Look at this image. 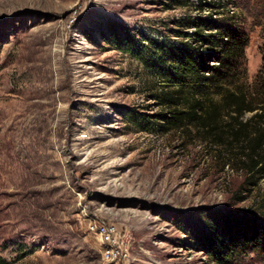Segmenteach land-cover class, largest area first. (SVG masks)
Here are the masks:
<instances>
[{
  "label": "rangeland",
  "instance_id": "374dc122",
  "mask_svg": "<svg viewBox=\"0 0 264 264\" xmlns=\"http://www.w3.org/2000/svg\"><path fill=\"white\" fill-rule=\"evenodd\" d=\"M175 1L0 0L6 264H114L89 232L95 222L117 225L125 264H220L201 237L218 212L244 213L256 226L231 243L213 222L227 247L221 264H264V180L247 192L224 148L194 127L159 122L170 116L163 86L109 42L123 28L176 41V21L202 15L209 27L248 37L240 67L251 84L264 69V0H222L213 15L210 6L197 11L198 0Z\"/></svg>",
  "mask_w": 264,
  "mask_h": 264
},
{
  "label": "trees",
  "instance_id": "16d2710c",
  "mask_svg": "<svg viewBox=\"0 0 264 264\" xmlns=\"http://www.w3.org/2000/svg\"><path fill=\"white\" fill-rule=\"evenodd\" d=\"M213 1L219 3L222 0H198L196 6L190 1L178 0L174 5L194 6L197 11L210 6L213 15L216 13L211 12L212 7L222 8L220 3L215 6ZM207 18L198 15L177 20L176 41L144 33L136 35L123 28L114 33L109 42L118 51L140 62L163 86L158 98L170 116L165 119L166 115H160L158 121L179 129L194 127L198 133L206 134L215 149L224 148L228 164L236 162L244 172L242 188L249 192L251 187H257L264 180V69L253 83H248L247 69L243 65L244 69L240 67L248 37L226 32L225 27H209ZM247 113L252 114L248 119L245 118ZM128 122L139 124L134 115H129ZM216 221L224 223V234L231 243L235 233L246 239L244 229L256 226L244 213L218 212L209 219L210 230L201 237L221 264L227 261L228 254L224 251L227 248L224 235L215 226ZM224 254L226 257L220 261L219 256ZM0 264H6L1 257Z\"/></svg>",
  "mask_w": 264,
  "mask_h": 264
},
{
  "label": "built area",
  "instance_id": "2783aa9c",
  "mask_svg": "<svg viewBox=\"0 0 264 264\" xmlns=\"http://www.w3.org/2000/svg\"><path fill=\"white\" fill-rule=\"evenodd\" d=\"M89 232L100 239L104 261L108 263H129L130 251L126 242L122 241V233L114 223H91Z\"/></svg>",
  "mask_w": 264,
  "mask_h": 264
}]
</instances>
